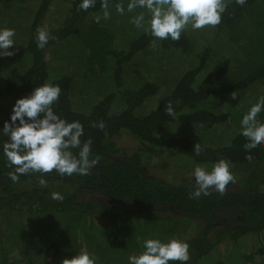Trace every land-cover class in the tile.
Segmentation results:
<instances>
[{"label":"trees","instance_id":"obj_1","mask_svg":"<svg viewBox=\"0 0 264 264\" xmlns=\"http://www.w3.org/2000/svg\"><path fill=\"white\" fill-rule=\"evenodd\" d=\"M52 1L39 2L25 50L30 63L20 78L13 80L7 77L0 66V97L19 98L45 82L59 84L61 94L53 110L61 118L69 122L79 121L83 125L81 141L90 138L93 156L99 155L101 159L89 175L60 177L53 171L49 174L21 175L17 182L11 181L8 173L15 169L8 165L3 153L2 145L7 137L2 135V129L5 121L10 122L13 109L0 108V264H15L18 258L12 261L11 254L27 249L29 240L35 238L32 230L41 235L47 229L46 235L49 236L42 238L40 245L50 242L49 248L59 254L52 263L44 255L43 264H55L57 261L61 264L63 258H71L81 250L80 247L72 249L63 242L61 238L64 236L61 229L54 225L55 220L93 213L112 217L114 221L115 217L121 220L118 227L111 224L113 230L105 229L109 235L104 243L97 242L94 236L87 234L89 228L80 227L74 231V235L80 234V231L85 233L82 240L87 243V251L95 258L96 264H129L131 254L144 250V238H156L154 231L158 226H169L170 229H164V233L167 231L165 236H171L178 230L177 223L196 220L200 226H197L194 234L184 239L189 244L190 253L186 264H199L208 255L212 259L214 257V264H264V144L251 150L254 159L250 162L245 158L249 153L244 148L247 140L240 134L241 129L228 143L218 146L207 145L190 135V130L199 129L197 134L200 136L229 121L231 112H215L207 103L233 91L244 92L260 81L264 85V0H247L243 6L236 4L235 0H227V9L222 14L221 23L216 26V30L227 31L228 34L247 27L248 30L243 31L248 43L244 52L246 60L238 67L222 58L207 68L210 54H198L197 44L187 29L181 33L179 41H157L160 50L170 52L169 56L179 51L195 57V61L197 59L193 66L191 63L183 65L175 84L164 94L159 93V79L152 77L138 81L135 86L130 85L131 80L127 79L130 74L128 63L140 60L137 57L143 54L149 55L150 43L154 38L145 31L140 32L126 49H118L106 23L95 22L94 17L103 10L101 0H96L95 7L87 11L79 10L81 0H71L63 25L51 27L49 31L56 39H49L45 48L39 49L36 30L43 26ZM1 4L2 0L0 26L4 11ZM74 36L80 39L84 50V53L81 52L83 62L81 59L79 62L82 64L81 70L75 72L80 76V81L100 83L96 74L106 71L112 74L113 80L112 90L86 110L77 109L73 104L72 92L79 82L73 72L49 80V51ZM261 96H264V92ZM151 98H156L155 106L145 111L144 107ZM169 101L173 104L175 118L164 111ZM257 119L264 123V110ZM100 121L105 123L103 130L92 126ZM123 135L137 141V148L132 154L119 145ZM197 142L204 149L199 156L193 151ZM160 148L177 152L196 164L212 165L224 158L230 162L235 181L240 178L239 183H229L224 195L211 190L208 196L190 199L195 178L187 177L173 183L154 176L148 169L145 163L147 158ZM73 151L78 152L76 149ZM41 180L44 184H41ZM80 189L91 193V196L81 198L78 193ZM54 192L61 194L63 200H53ZM121 206L130 209L120 211ZM160 209L161 212H158ZM24 217L31 222V227L24 226ZM147 219L150 225L144 229L141 223ZM101 232L105 233L103 230ZM247 234L253 237L254 243L243 247L238 253L240 256H233L230 253L232 241ZM183 237L178 234L179 239ZM116 244L120 245L119 252ZM31 248L38 253L46 252L38 245ZM169 264L180 262L170 261Z\"/></svg>","mask_w":264,"mask_h":264},{"label":"rangeland","instance_id":"obj_2","mask_svg":"<svg viewBox=\"0 0 264 264\" xmlns=\"http://www.w3.org/2000/svg\"><path fill=\"white\" fill-rule=\"evenodd\" d=\"M70 1L71 0H53L51 2L52 5L45 16L43 26H46L50 31L51 27L57 28L63 25L67 16V12L71 6ZM39 2H41V0H2L1 6L3 7L4 11L1 15L3 21L0 28L6 26L8 28L14 29L16 33L14 41L16 44L11 46L10 49L15 51V55L11 57H0V66L2 67L3 73L13 80H18L30 63V59L28 58V54L25 50L30 37V27L37 13ZM120 2H122L125 7V12L123 15L117 13L115 9V4ZM128 2L129 0H109L110 18L107 20L103 19V10L97 14L101 16L100 22L106 23L110 32L115 35V46L118 49H126L136 34L145 31L144 28L138 29L131 23V19L135 15L145 10L136 9L134 12L129 13L127 11ZM147 18L148 17L146 14V19ZM145 27H147V25H145ZM246 30H248L247 27L245 30H236L235 32H230L228 34L227 31L219 32L216 30V27L213 28L210 26L200 30H192L191 26L187 28L192 40L197 44L198 54H210V61L208 62L207 68L213 62L222 58L229 60V63L234 67H238L242 63H245L246 54L244 52L248 47V43L247 37L244 35L243 31ZM121 39H125V42H120ZM158 45H160L159 42ZM160 49L161 46H158V48L155 50L150 47L149 55L143 54L141 57H137L140 58V60L134 61L133 63H128L130 66L127 67L130 71V74L127 79L128 81L131 80L130 85L135 86L137 85L138 81H141L146 77H152L159 79L158 83L161 85L159 93L164 94L165 92L170 91L175 84L177 77L181 74L184 68L183 65L187 66V63H191V66H193V64H196L197 62V59L195 61V57L191 55L174 51L173 55L169 56L170 52L165 53ZM81 52L84 53V50L82 49V43L80 39L75 36L53 46L47 56L49 61L48 68L50 72L49 80H51L53 77H61L64 74H70L73 72V74L76 75V71L80 72V67L82 64H79V62L80 59L83 62L84 58V55H82ZM132 64L134 65L132 66ZM96 75L97 77L99 76L97 80L100 83L93 82L92 80L91 82L87 83L82 82L80 81V76L76 75V79L79 80V82L75 86L71 96L75 108L86 110L90 108V106L99 97L112 90L113 80L112 74L110 72L106 71L104 73H97ZM263 92L264 85L260 81L255 86L246 89L244 92L237 93L238 97L235 100L231 98V93L213 99L207 103V106L215 112H231L229 121L214 128L213 130H210L207 133H202L200 136L197 134L199 133V129L190 130V135L211 146H218L220 144L228 143L231 138H233L235 133L241 129L240 122L243 116L248 112L257 97H261ZM26 95L28 94L22 95L20 97ZM17 99L18 98H12L8 96L4 97L3 99L0 97V108L3 107L6 109H13V105ZM155 101L156 98H151L148 100L146 106L144 107L145 111H148L151 107L153 108L155 106ZM173 129L177 130L176 128ZM120 138V147L127 149L129 151L128 153L132 154L137 148V141L128 135H123ZM145 163L154 176L156 175L173 183L180 182L183 178L187 177L194 178L191 173L193 172L194 167L197 165L196 163L191 162L189 158L164 148H160L154 153L152 157H148ZM199 165L204 166L209 170L211 168V165ZM239 180L240 178L238 177L236 178L235 182L238 184ZM83 191L84 190L81 189L78 191L81 198L85 196H91V193ZM129 209L130 207L121 206L119 210L126 212ZM158 212H161V209L158 210ZM25 220L26 222L24 226L28 228L31 227V222L26 218ZM115 220L116 221H114L112 217H101V215L93 213L90 215H81L76 217L67 218L64 216L61 219L57 218L54 225L61 229L60 232L64 236L61 239H64L63 242L65 244L71 246L72 249L80 247L79 249L81 251H87V243L85 240H82L83 235L85 238V233L80 231V234L78 233L79 235H74V231L78 230V228L80 229V227L82 229L89 228L87 234L94 236L97 242L104 243V240H106L109 235L105 232V229L111 228V230H113L114 228L111 224L114 223V227H118V224L121 221L117 220V217H115ZM148 221L149 220L147 219L146 222H142L141 227L144 229L149 228L150 223H148ZM3 225H5V222ZM103 225L107 226L103 228ZM197 226H200V222L198 220L191 223H189V221H181L177 223V232L171 236H165V234L168 232L166 231L164 233V229H170V227L168 226L167 228V226L164 224L162 228L161 225L158 226L154 233L156 234V238L162 241H167L171 237L178 238V234L180 233L181 236H184L183 239H181L184 241L186 236L190 237L196 232ZM3 227L5 228L6 226ZM8 228L10 227L8 226ZM101 230H103L105 233H102ZM47 232L39 235L35 232V230H32L31 234H33L35 238L29 240L30 243L27 245V249L24 251L19 250L18 252L11 254V260L14 261L18 258V261L15 262V264H43L45 260L44 255H47L48 261L52 263L53 258L59 253H57L55 249L49 248L51 245L50 242L42 244L43 247L40 245L42 238L44 239L49 236L46 235ZM144 239L142 241H144ZM11 240L13 242V239ZM38 241L39 243L36 244ZM252 242L254 243L253 237L250 234H247L242 238L235 239L232 241L233 245L230 248V253L232 252L231 254H233V256H240L238 253L241 252V249H243V247H249ZM33 245H38L39 248H45L46 252L43 254L38 253L36 250L33 251V248H31ZM116 246L119 248V252L120 245L116 244ZM218 250L219 249L216 251ZM59 256L63 257L64 255ZM200 261L201 262H199V264H214V257L212 259V257L208 255L205 258H202ZM55 264H58V261Z\"/></svg>","mask_w":264,"mask_h":264},{"label":"clouds","instance_id":"obj_3","mask_svg":"<svg viewBox=\"0 0 264 264\" xmlns=\"http://www.w3.org/2000/svg\"><path fill=\"white\" fill-rule=\"evenodd\" d=\"M247 0H235L243 6ZM96 0H81L79 10L87 11L95 7ZM109 0H101L103 19L110 18ZM117 13L123 15L125 7L122 2L115 4ZM139 12L131 19L136 28H144L145 32L154 39L150 47L158 48L157 41H179L181 33L191 26L192 30L205 27L215 28L221 23L222 14L227 9L226 0H129L127 11ZM147 14V19H146ZM99 23L101 16L94 17ZM147 25V27H145ZM15 30L8 27L0 28V57L15 55L10 50L15 43ZM51 36L46 26L36 30L37 47L44 49ZM61 87L59 84L45 82L38 85L33 91L16 100L13 105L10 122L5 121L2 135L7 137L3 142V153L13 172H9V179L17 182L19 176L31 173L49 174L55 171L60 177L89 175L101 159L99 155L93 156L91 151L92 140L82 142L84 135L83 125L79 121H67L61 118L54 110L53 105L59 100ZM236 91L231 93L233 100L237 99ZM264 110V96L253 104L243 116L240 126L241 135L246 138L245 150L249 153L246 159L250 162L254 157L250 154L252 149L264 144V123L257 117ZM164 111L175 118L173 104L169 101ZM18 121V122H17ZM93 127L101 130L105 128L103 121L94 123ZM76 149L78 152H74ZM196 156L204 151L197 142L193 146ZM230 162L224 158L211 165L210 170L197 164L192 176L195 178L194 191L189 193L190 199H199L202 195L208 196L211 190L220 195L226 194L229 183L235 182L230 171ZM41 184L44 181L41 180ZM53 200L62 201L63 196L52 193ZM143 251L129 256V264H169L180 262L186 264L190 259L189 244L179 238L171 237L167 241L158 238H148L143 241ZM61 264H96L95 258L86 250H82L71 258H63Z\"/></svg>","mask_w":264,"mask_h":264},{"label":"crops","instance_id":"obj_4","mask_svg":"<svg viewBox=\"0 0 264 264\" xmlns=\"http://www.w3.org/2000/svg\"><path fill=\"white\" fill-rule=\"evenodd\" d=\"M115 34V33H114ZM115 36V35H114ZM115 41L114 42H116V39H114ZM125 42V39H121V41L120 42Z\"/></svg>","mask_w":264,"mask_h":264}]
</instances>
